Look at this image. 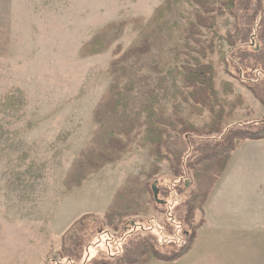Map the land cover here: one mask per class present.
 Returning a JSON list of instances; mask_svg holds the SVG:
<instances>
[{
  "label": "rangeland",
  "instance_id": "1",
  "mask_svg": "<svg viewBox=\"0 0 264 264\" xmlns=\"http://www.w3.org/2000/svg\"><path fill=\"white\" fill-rule=\"evenodd\" d=\"M245 1H237L236 18L226 11L216 19L214 53L207 59L218 73L219 92L220 83L227 81L244 100L224 120L226 128L264 119V85L254 87L262 103L225 61L231 53L227 38L238 27L247 29L244 17L253 14L245 9ZM249 1L254 6L259 0ZM165 2L0 0V264H92L97 258L127 262L144 237L151 238L159 252L171 255L179 252L192 229L205 225V205L195 196L199 194L197 170L187 169L201 142L196 134H191L188 148L187 140L172 133L161 157L137 138L117 162L90 173L81 188L65 186L73 165L92 146L97 130L93 112L112 83V63L150 37L154 13ZM173 5L150 58L161 64L170 80L184 59L181 54L178 62L175 50L185 51L183 30L193 19L192 5L179 0ZM259 16L254 35L261 31ZM212 35L205 31L204 39L210 41ZM174 102H164L167 115L172 114ZM175 103H180V115L191 125L209 124L208 112L200 117L190 113L181 98ZM260 127L240 126L252 133ZM182 160L181 180L175 170ZM187 180L191 185L186 186ZM150 184L167 204H146L145 211L133 219L141 226L133 232L131 222L124 225L126 231L123 225L118 231L108 227L105 215L114 197L131 186L140 192L141 185ZM192 199L196 201L191 219L188 202ZM204 225L181 259L149 264H264V237L252 240L247 252L238 237L214 235L202 230ZM77 237L83 239L78 250ZM64 254L73 261L63 260Z\"/></svg>",
  "mask_w": 264,
  "mask_h": 264
},
{
  "label": "trees",
  "instance_id": "2",
  "mask_svg": "<svg viewBox=\"0 0 264 264\" xmlns=\"http://www.w3.org/2000/svg\"><path fill=\"white\" fill-rule=\"evenodd\" d=\"M176 1L178 0H166L165 4L157 8L151 21L150 37L144 39L140 46L129 49L112 63L110 68L112 83L93 112L97 130L92 146L73 165L65 180L67 189L81 188L90 173H97L104 166L117 162L137 138L141 137L140 144L143 147H150L154 151L153 154L161 157L162 151L170 144L172 133H177L187 140L188 148L192 146L191 134H196L201 144L194 148L196 156L189 162L187 169L197 170L195 178L199 184V194L195 196L202 206L206 204L232 153L239 145L247 140L264 139V119L247 125L225 127L224 120L232 116L236 108L242 107L244 100L234 94L233 84L227 81L220 83L221 92H219L218 73L213 63L207 61L209 55L214 53L216 19L223 16L226 11L236 18L235 12L239 0H179L192 5L193 8V19L188 20L183 30L185 51L175 50L178 62L179 56L184 55L183 62L176 65L170 80L157 60L150 61L154 47L160 44L166 24L164 20L169 12L174 11L173 4ZM244 7L250 12L253 11V14L244 17L243 25L247 26V29L238 27L234 35H229L227 38L231 53L225 61L229 67L237 70V78L241 84L261 101L260 96L255 94L254 87L264 85V3L261 4L259 0L257 5L253 6L249 0H246ZM259 15H262L259 21L261 31L260 34L254 35V26ZM205 31L213 32L210 41L204 39ZM97 40L98 36L88 45L94 46ZM232 95L235 97L230 100ZM178 98L189 106L192 114L202 117L208 112L209 124L198 128L181 117V105L175 103ZM167 100L175 101L171 115H167V107L164 105ZM242 125L261 127L257 132L252 133L243 131L240 128ZM178 163L180 164L175 170V175L182 180L183 160ZM151 184L144 187L141 185L140 192L131 186V190L118 193L105 215L107 226L118 231L123 225L122 229L126 231L124 225L131 222V232L141 227L133 221L134 217L145 211L146 204L150 202L157 204ZM185 184L191 185L190 180L185 181ZM143 195L148 197L147 200L142 199ZM196 199L188 202V218L192 219ZM85 219L86 217H83L78 223ZM202 225L204 222L192 229L186 242L175 254H162L156 249L151 238L144 237L135 244L133 259L127 262L118 259L115 263L114 259L97 258L92 264H149L152 260L166 263L177 261L190 252ZM75 240H77L75 249L78 250L82 247L83 239L77 237ZM68 255L64 254L63 260L72 262L73 258Z\"/></svg>",
  "mask_w": 264,
  "mask_h": 264
},
{
  "label": "crops",
  "instance_id": "3",
  "mask_svg": "<svg viewBox=\"0 0 264 264\" xmlns=\"http://www.w3.org/2000/svg\"><path fill=\"white\" fill-rule=\"evenodd\" d=\"M204 219L202 230L238 237L247 252L252 240L264 237V139L242 142L232 153Z\"/></svg>",
  "mask_w": 264,
  "mask_h": 264
},
{
  "label": "water",
  "instance_id": "4",
  "mask_svg": "<svg viewBox=\"0 0 264 264\" xmlns=\"http://www.w3.org/2000/svg\"><path fill=\"white\" fill-rule=\"evenodd\" d=\"M153 192H154V199L158 204H165L163 201L159 200V191L158 189L153 186Z\"/></svg>",
  "mask_w": 264,
  "mask_h": 264
}]
</instances>
